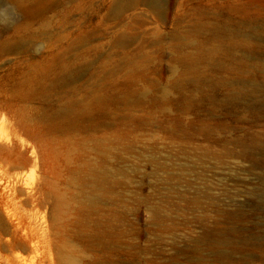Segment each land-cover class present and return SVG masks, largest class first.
<instances>
[{"label": "rangeland", "instance_id": "obj_1", "mask_svg": "<svg viewBox=\"0 0 264 264\" xmlns=\"http://www.w3.org/2000/svg\"><path fill=\"white\" fill-rule=\"evenodd\" d=\"M24 1L38 10L0 0V193L22 190L0 210V264H57L62 238L80 264H264V91L235 80L264 85V0L116 13V0ZM226 38L248 46L199 49ZM233 58L250 61L235 70ZM74 100L86 109L52 130L57 104ZM85 163L113 171L95 210L69 182L89 180L75 172ZM55 190L72 200L62 229Z\"/></svg>", "mask_w": 264, "mask_h": 264}, {"label": "bare ground", "instance_id": "obj_2", "mask_svg": "<svg viewBox=\"0 0 264 264\" xmlns=\"http://www.w3.org/2000/svg\"><path fill=\"white\" fill-rule=\"evenodd\" d=\"M10 1V3H12L14 6H15V8H17V10H18V8L19 9H21L20 11L21 12H23V13H26V14H34L37 10H38V5L39 4H37V2H38V0H37V2H35V0H34V2L37 4V6H35V7H37L36 9H35V7H33V9H31V7L30 8H28V9H26V6H23V7H21V4L22 3H24L25 1L24 0H9ZM23 1V2H22ZM28 1V0H27ZM31 1V0H30ZM140 0H116V2H115V5H114V10H115V13H116V11H126V10H128V9H131V8H133L135 5H137L138 4V2H139ZM114 2V1H113ZM142 2H143V4L144 5H146L147 7H149V8H151V9H154V10H156V11H160V10H162V7H161V5H160V2H159V0H142ZM8 3V2H7ZM28 3V2H27ZM33 3V2H32ZM31 2H29V4H32ZM35 3H33V5L32 6H34L35 5ZM39 3H41L40 1H39ZM26 4V3H25ZM11 5V4H10ZM26 5H28V4H26ZM29 6V5H28ZM111 13V12H110ZM24 15V14H23ZM138 18V17H137ZM136 18V19H137ZM135 19V20H136ZM139 20V19H138ZM131 22V21H130ZM137 22V21H136ZM133 23V22H132ZM138 24V23H137ZM132 26V28H134V25L132 24L131 25ZM131 26H130V28H131ZM136 27V26H135ZM137 28V27H136ZM138 29V28H137ZM136 29V30H137ZM135 30V29H134ZM143 30V29H142ZM142 30H141V32H142ZM128 31V30H127ZM138 32H140V31H138ZM144 32V31H143ZM224 33V31H222V30H218V33L219 34H221V33ZM227 32V31H226ZM117 33V32H116ZM134 34H135V32H133ZM217 33V34H218ZM120 34H122V32L121 33H119L118 35H120ZM118 35H116V36H118ZM124 35V34H123ZM128 35H132V33L130 32V34H128ZM183 37V36H182ZM263 37H264V35H263ZM118 38H120V37H118ZM134 38V37H133ZM177 38V37H176ZM187 38V37H186ZM185 38V39H186ZM126 39H127V37H121L120 39H118V42H119V45L120 46H122L123 44H125L124 43V41L125 42H127L126 41ZM184 39V38H183ZM183 39H182V41H183ZM241 39V38H240ZM18 40H19V38H18ZM239 40V39H238ZM238 40H236V39H225V41L223 42L224 43V45H223V43H221L220 45L219 44H216V43H213V45H211V46H209L208 44L206 45V47L207 46H209L208 48H206L207 50H202L204 47H203V45L201 46V44L199 45V49L203 52V54L208 58V59H212V58H214L215 57V55L219 52V50H221L222 49V47L223 46H227V48L228 49H230V51L229 52H231L233 49H236V48H238V47H240V45H243V46H246L248 43L247 42H244L243 40H241V42L240 41H238ZM262 40V39H261ZM264 40V39H263ZM132 41V40H131ZM243 41V42H242ZM11 42V41H10ZM225 42H226V45H225ZM9 43V42H8ZM7 45V44H6ZM22 45V44H21ZM248 46V45H247ZM4 47H6V46H4ZM12 46H10V48H11ZM13 47H14V45H13ZM203 47V48H202ZM8 48H9V46H8ZM15 48V47H14ZM74 48V47H73ZM71 49V48H70ZM224 49V48H223ZM223 49H222V51H223ZM232 49V50H231ZM69 50V49H68ZM73 50V49H72ZM71 50V51H72ZM64 51V50H63ZM235 51V50H234ZM65 53H66V51H64ZM224 52H227L226 53V56H228V57H231L232 56V53H228V51L226 50V51H224ZM223 53V52H222ZM58 55H59V53H58ZM57 55V56H58ZM65 55V54H64ZM63 55V56H64ZM77 55V54H76ZM108 55V54H107ZM221 55H225V53L224 54H221ZM218 56H219V54H218ZM59 57V56H58ZM71 57L73 58V56H72V54H71ZM235 57V56H234ZM60 58H61V56H60ZM247 58V57H246ZM246 58H243V59H241V60H236L235 58H233V60H232V64H235V66H236V68H235V70H237V67H239V68H242V67H246V65H247V62L248 61H250V60H248V61H245L246 60ZM250 58V57H249ZM59 59V58H58ZM181 59L185 62V56H183V57H181ZM252 59V58H251ZM181 60V61H182ZM131 60H129V62H130ZM128 62V63H129ZM132 62V61H131ZM129 63V65H131L132 63ZM211 62H212V60H211ZM216 62V61H215ZM134 63H135V61H134ZM138 64V63H137ZM141 64V63H140ZM140 64H138V65H140ZM212 64H214V62L212 63ZM257 64V66L263 71L264 70V60L263 61H258V63H256ZM215 65V66H214ZM213 66L214 67H216L217 69H219V70H225V69H227V68H229V66L228 65H225V64H223V62L222 61H220V62H216L215 64H214ZM134 66V65H133ZM233 66V65H232ZM231 66V67H232ZM136 67V66H135ZM138 67V66H137ZM230 67V68H231ZM248 67V66H247ZM252 67V66H251ZM251 67H250V69H251ZM68 66H64L63 67V69H62V76H60V77H62V81L63 80H66L67 81V84H68V75H67V73L69 72L68 71ZM174 68H175V66H174ZM174 68H173V70H174ZM190 68V73L191 74H194V76L198 79L199 78V75H200V73L199 74H197V72H196V69L194 70V68H192V67H189ZM233 68V67H232ZM239 68H238V71H239ZM254 69V68H253ZM233 70H234V68H233ZM245 71V70H244ZM247 71V70H246ZM255 71V70H254ZM240 72V71H239ZM248 72V71H247ZM249 72H251V71H249ZM241 73H243V72H241ZM245 73V72H244ZM257 73V72H256ZM259 73V72H258ZM69 74V73H68ZM184 74V73H183ZM263 74V73H262ZM187 75V74H186ZM240 77H238L237 79L235 78V80H236V82L237 83H240V85L241 86H250V85H252V88H253V90H263L264 91V85L262 86V85H258V84H256V83H251L250 81V79L249 80H247L245 77L246 76H242V75H240V74H238ZM248 76V75H247ZM185 77V76H184ZM189 74H188V78L187 77H185L184 78V80L186 79H188V80H190L189 79ZM195 78V79H196ZM181 79V78H180ZM194 79V80H195ZM184 80L182 79V83L184 82ZM185 80V82H190V81H186ZM193 80V79H192ZM256 80V79H255ZM198 81V80H197ZM200 81V80H199ZM253 81V80H252ZM255 82H257V80L255 81ZM199 82H197V84H198ZM95 84H96V81H95ZM97 84H98V82H97ZM222 85H224V86H226V84H222ZM178 86H180L179 84H178V82H177V87ZM175 87V86H174ZM251 88V89H252ZM255 88V89H254ZM96 100H101V99H99L98 98V96L96 97ZM61 101V100H60ZM59 101V102H60ZM75 101V100H74ZM86 107H87V105H86V103H84V102H82V101H75V102H72V103H70V104H68V103H66V102H60L59 104H57V106H56V108L54 109V113H53V115H52V122H53V125H55L56 127H52L51 129L52 130H57V131H61V130H64L63 128H62V126L64 125V124H66L67 122H69L70 120H75L76 118V115L78 114V111H79V108H83V109H86ZM32 134V133H31ZM33 135V134H32ZM34 162H36V160L34 161ZM37 163V162H36ZM35 163V164H36ZM82 167H79V168H77L76 170H75V172H76V174L77 173H82V171H87L88 172V174H89V176H90V178H89V180H83L82 178H78L77 180H70L69 182L71 183V184H76V186L79 184V186H80V188H81V191H79L80 192V194H81V196L87 201V203L90 205V208L92 209V210H95L96 209V207H97V205H98V203H99V201L109 192V182H108V177H110V176H112V174H111V172H113V171H111V172H109L108 170H106V169H100V170H98V171H94L93 172V170L96 168V166H93V165H90V164H88V163H85V164H82L81 165ZM84 167V168H83ZM116 172V171H115ZM114 174V173H113ZM73 182V183H72ZM4 191L2 192V193H0V210H3V209H6L7 208V204H8V202H12V201H14L15 199H17L21 194H22V190L21 189H18V188H16V186H13V187H9V186H6L4 189H3ZM54 204H55V209H56V211H57V213L55 214V218H56V220H59V222H60V229H62L63 228V226L65 225V223H66V221H67V218L69 217V215L72 213V209H71V207H72V200L70 199V198H68V197H66V195L63 193V192H61V191H59V190H55L54 192ZM77 209H78V207H77ZM79 210L80 211H83L84 210V205H80L79 206ZM79 221H80V223H79ZM78 223H79V225H82L83 227H85V221H84V218H80L79 220H78ZM66 226V225H65ZM64 226V227H65ZM93 230H94V235L95 234H98L99 236L101 235V236H105V233H104V231L102 230V231H100L99 230V227H98V225L97 224H95V227L93 228ZM18 231H19V224H15L14 225V229H13V233L12 234H14V235H17V234H19L18 233ZM80 228L78 229V231L76 232V235H80ZM110 234V233H109ZM113 240H116V239H113ZM7 241H9L8 240V238H7ZM117 242V241H116ZM115 242V243H116ZM111 243H112V241H111ZM114 243V244H115ZM110 244V243H109ZM105 247V246H104ZM112 247V246H111ZM109 248V247H108ZM115 251V250H114ZM219 251V250H218ZM55 259H56V263L57 264H80V252H79V250L76 248V245H72L70 242H69V240H67V239H65V238H62L61 239V241H60V245H58L57 247H56V249H55ZM22 260H24V258L22 259ZM103 263V262H102ZM107 263V262H106ZM17 264H25L24 262H22L21 260L19 261V262H17ZM108 264V263H107Z\"/></svg>", "mask_w": 264, "mask_h": 264}]
</instances>
